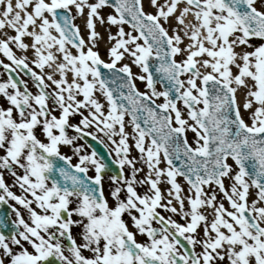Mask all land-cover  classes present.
I'll list each match as a JSON object with an SVG mask.
<instances>
[{
    "label": "snow or ice",
    "instance_id": "snow-or-ice-1",
    "mask_svg": "<svg viewBox=\"0 0 264 264\" xmlns=\"http://www.w3.org/2000/svg\"><path fill=\"white\" fill-rule=\"evenodd\" d=\"M146 4L154 11L145 0H0V53L10 62L0 60L8 73L0 80V203L15 202L8 234L0 231V264H264V0ZM98 25L108 26L107 61L95 50L104 39ZM126 55L140 74L117 67ZM117 81L119 98L109 87ZM93 123L118 166L107 194V162L74 144L97 139L84 132ZM61 145L73 146L78 162Z\"/></svg>",
    "mask_w": 264,
    "mask_h": 264
},
{
    "label": "flooded vegetation",
    "instance_id": "flooded-vegetation-1",
    "mask_svg": "<svg viewBox=\"0 0 264 264\" xmlns=\"http://www.w3.org/2000/svg\"><path fill=\"white\" fill-rule=\"evenodd\" d=\"M13 50L18 56L22 55V53H23L20 50L15 49V48ZM0 60H3L5 63H10L9 61H7V58L3 56L2 53H0ZM30 66L32 67L33 65H30ZM17 72L19 73V76L17 77V73H13L14 77L15 78H19V79H23V80H27L30 91L35 93L37 91V89L35 88V85L33 84L32 80L30 79V76L25 75L23 72H20V70H17ZM7 75H8V73L3 69L2 66H0V80H3ZM0 106H6L5 102L3 101V99H0ZM88 130H89L88 128H85L84 132L87 133ZM97 130H98L97 127H94V128L91 127V133L94 134L97 138H99ZM67 133L70 136L71 135H77V136L80 135L78 133H75V131L73 129H71V128L67 129ZM77 140H78L79 143L77 142L78 144H75V145H82L83 146L81 154H85V153L90 154L91 151H90L89 147L85 143H83L81 140H79V139H77ZM60 151L64 155L72 156V162L73 163L78 162V157L73 154V146L61 145L60 146ZM111 156H112L113 159H115V153L114 152L112 153ZM89 173L91 175H94V170H92L90 168ZM126 173H127V169H126ZM108 176H109V174L107 172H105L104 177H108Z\"/></svg>",
    "mask_w": 264,
    "mask_h": 264
},
{
    "label": "rangeland",
    "instance_id": "rangeland-1",
    "mask_svg": "<svg viewBox=\"0 0 264 264\" xmlns=\"http://www.w3.org/2000/svg\"><path fill=\"white\" fill-rule=\"evenodd\" d=\"M145 10H146V11H154V9H152V8H150V7L147 6L146 2H145ZM108 11H111V10H108ZM74 23H76V21H75ZM77 24H78V23H77ZM106 26H107V25H106ZM107 27H108V26H107ZM124 28H125V31H126V32L132 31V29L128 28L126 25H124ZM116 30H117V29H116L115 26H112V27H111V31H112L113 34L116 32ZM106 32H107V31H106ZM13 34H14V33H13ZM82 34H83V33H82ZM133 35H136L135 32H133ZM25 42H29V40H28L27 38H25ZM103 42H104L105 44L98 43L97 48H96L95 50H97V51L100 53L102 59H104V60L107 61L109 58H108V55H107V51H106V49L110 46V45L108 44V41H107V34H106L105 39H104ZM140 42H141V41H140ZM185 43H187V41H185ZM105 45H106V46H105ZM182 46H183V45H182ZM179 58H180V57H177V59H179ZM124 63H128V64L131 66L132 72H133L135 75L140 74V69H139L135 64H132V63H131V58L128 57L127 55L125 56V58H124L122 61L118 62L117 65L120 67V66H121L122 64H124ZM38 70H39V69H38ZM39 71H40V70H39ZM45 71H47V69H45ZM135 83H136V85H137V88H138L140 91H142V92L149 91V90L146 88V85H145L144 82H141V81H139V80H136ZM156 88H157V90H159L158 87H156ZM238 97H242V94H241V93H238ZM79 98H82V97H78V99H79ZM156 101L159 102V103H162V102H163V98H162V97H161V98H158ZM81 110H82L83 112L89 111L88 108H81ZM188 137H189L190 142H192L193 139H194V133H189V134H188ZM7 177H8V176H7ZM8 182H9V183H12L11 177H8ZM13 191H15L17 194H20V190H19L18 187L13 188ZM9 204L14 205L15 202H14V201H9ZM16 207H20V206L17 205ZM21 211L23 212V209H22V208H21ZM23 214L25 215V218H27V213H26V212H23ZM13 216H14V218H15L14 213H13Z\"/></svg>",
    "mask_w": 264,
    "mask_h": 264
},
{
    "label": "water",
    "instance_id": "water-1",
    "mask_svg": "<svg viewBox=\"0 0 264 264\" xmlns=\"http://www.w3.org/2000/svg\"><path fill=\"white\" fill-rule=\"evenodd\" d=\"M102 72H105V73H107V71H103V70H101ZM116 84H109V87L110 88H112L113 89V94H114V96H118V89H116ZM123 91H127V89H123ZM125 104H127V102H125ZM143 119H144V116H141V119H140V123H141V125H143L144 126V124H143ZM174 163H177V164H179V161H174ZM8 211H7V209L5 208V207H0V218H6L7 219V223L9 222V219H8ZM3 229L4 228H0V231H3Z\"/></svg>",
    "mask_w": 264,
    "mask_h": 264
},
{
    "label": "bare ground",
    "instance_id": "bare-ground-1",
    "mask_svg": "<svg viewBox=\"0 0 264 264\" xmlns=\"http://www.w3.org/2000/svg\"><path fill=\"white\" fill-rule=\"evenodd\" d=\"M77 21H78L80 27H82V29H83V32H84L85 38H87V36H86V31L84 30V20H83L80 16H78ZM105 27H106V26H105ZM97 30L101 32V35H102L103 37L106 36L107 32H106L105 28H100L99 25H98ZM104 39H105V38H104ZM101 41H102V40H101ZM73 51H74V50H73ZM69 79H71L70 74H69Z\"/></svg>",
    "mask_w": 264,
    "mask_h": 264
}]
</instances>
